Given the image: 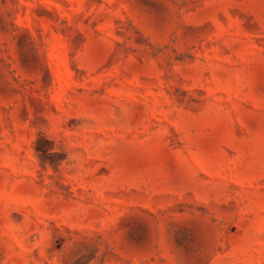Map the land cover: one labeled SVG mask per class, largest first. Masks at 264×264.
<instances>
[{
	"label": "rangeland",
	"instance_id": "1",
	"mask_svg": "<svg viewBox=\"0 0 264 264\" xmlns=\"http://www.w3.org/2000/svg\"><path fill=\"white\" fill-rule=\"evenodd\" d=\"M0 264H264V0H0Z\"/></svg>",
	"mask_w": 264,
	"mask_h": 264
}]
</instances>
